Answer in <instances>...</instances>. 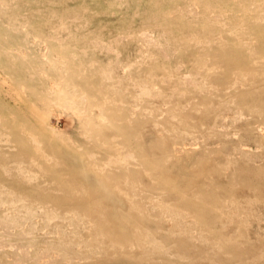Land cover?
Wrapping results in <instances>:
<instances>
[{"label":"rangeland","instance_id":"374dc122","mask_svg":"<svg viewBox=\"0 0 264 264\" xmlns=\"http://www.w3.org/2000/svg\"><path fill=\"white\" fill-rule=\"evenodd\" d=\"M0 264H264V0H0Z\"/></svg>","mask_w":264,"mask_h":264},{"label":"bare ground","instance_id":"6f19581e","mask_svg":"<svg viewBox=\"0 0 264 264\" xmlns=\"http://www.w3.org/2000/svg\"><path fill=\"white\" fill-rule=\"evenodd\" d=\"M61 93V92H60ZM67 94V93H66ZM100 116H102V115H100ZM99 118H101L102 119V117H99Z\"/></svg>","mask_w":264,"mask_h":264}]
</instances>
